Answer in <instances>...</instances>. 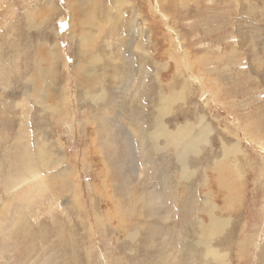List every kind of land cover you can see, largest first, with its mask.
Segmentation results:
<instances>
[{"label":"rangeland","instance_id":"obj_1","mask_svg":"<svg viewBox=\"0 0 264 264\" xmlns=\"http://www.w3.org/2000/svg\"><path fill=\"white\" fill-rule=\"evenodd\" d=\"M0 264H264V0H0Z\"/></svg>","mask_w":264,"mask_h":264},{"label":"crops","instance_id":"obj_2","mask_svg":"<svg viewBox=\"0 0 264 264\" xmlns=\"http://www.w3.org/2000/svg\"><path fill=\"white\" fill-rule=\"evenodd\" d=\"M193 150H194V149H187L184 153H181V151H180V152H178V153L176 154L177 158H179V159L182 161L181 166H184V167H186V168L189 170V172H190V177L193 176V175H192V172H191V168H188L187 166H185V160H186L187 156H188L190 153H192ZM190 177H189V178H190ZM178 178H179V176H178Z\"/></svg>","mask_w":264,"mask_h":264},{"label":"bare ground","instance_id":"obj_3","mask_svg":"<svg viewBox=\"0 0 264 264\" xmlns=\"http://www.w3.org/2000/svg\"><path fill=\"white\" fill-rule=\"evenodd\" d=\"M27 17V16H26ZM203 50V49H202ZM70 114V113H69ZM43 152V151H42ZM41 153V152H40ZM43 153H45V152H43ZM40 156H43V155H40ZM44 158H45V156H43ZM43 157H41V158H43ZM46 159V158H45ZM45 163L47 162V161H44ZM44 166V165H43ZM47 166V165H46ZM27 209V208H26ZM158 209H160V208H158ZM28 212V211H27ZM24 213V212H23ZM102 224V223H101ZM36 227V226H35ZM46 229V228H45ZM41 231V230H40ZM46 231V230H45ZM219 259H220V257H219V255H216Z\"/></svg>","mask_w":264,"mask_h":264}]
</instances>
